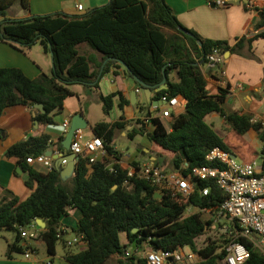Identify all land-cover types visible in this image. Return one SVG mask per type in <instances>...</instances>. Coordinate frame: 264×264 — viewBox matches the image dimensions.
Instances as JSON below:
<instances>
[{
  "label": "trees",
  "instance_id": "trees-1",
  "mask_svg": "<svg viewBox=\"0 0 264 264\" xmlns=\"http://www.w3.org/2000/svg\"><path fill=\"white\" fill-rule=\"evenodd\" d=\"M247 4L245 9L251 10ZM16 7L18 11L28 12L31 0H0V41L21 50L39 43L51 55L54 67L50 75L42 74L35 80L19 68H0V119L11 106L23 104L34 108L35 104H43L47 112L38 111L36 119L42 125H54V115L64 109L66 98L73 95L71 86L82 84L96 91L106 74L118 67L124 68L123 62L128 66L129 70H125L130 77H138L154 91L163 81L165 69L168 87L155 92L154 98L182 96L186 100L185 112L173 116L169 126L155 118L152 132L137 119L127 137L133 140L146 135L151 143L174 155L173 171L180 170L188 176L193 168L207 163L206 154L215 147L235 156L255 152L247 140L248 132L253 129L262 145L260 159L264 169L262 122H252L249 114L227 110L229 89L219 87L217 94L211 95L203 72L209 63L207 57L214 50L223 55L230 51L241 57L256 58L253 43L264 38V6L252 8L259 11L255 27L258 33L252 37L247 33L233 45L225 40L203 38L185 27L166 0H110L86 12H56L25 18L10 15ZM83 46L94 54L84 51ZM173 73L176 80L170 78ZM209 75L215 78L212 68ZM117 96L121 98L119 108L123 110L129 100H124L120 93L99 95L105 116L111 114ZM148 105L151 103L141 105V110ZM214 114L228 125L222 135L208 121ZM123 120L122 115L117 122L101 121L92 127L115 161L109 165L102 159L91 163L80 158L75 175L67 181L61 179L56 168L41 172L26 160L47 151V135L27 137L10 148L7 154L19 158L25 183L33 191L23 202L16 196L0 200V231L15 233L14 242L8 245V258L24 251L21 229L31 227L41 230L36 238L46 243L50 257L56 256L59 242L67 246L61 221L71 209H77L81 217L74 232L83 236L85 247L78 252L68 250L64 256L67 264H107L114 257L116 264H148L137 252L125 257L129 248L141 249L145 245L167 251L188 247L200 256L197 264H222L231 237L218 229L212 218H205V211L218 214L226 193L215 181L197 178H194L196 190L188 199L160 197L157 189L146 181H135L126 187L127 170L118 163L119 157L113 151L116 134L126 129ZM59 149L66 152L61 144ZM203 188H209L208 195L200 194ZM190 206L204 212L186 214ZM36 219L45 221L46 227L33 225ZM218 223L222 224L220 220ZM121 232L127 235L125 246L121 244ZM210 232L214 236L202 240ZM239 240L250 252L245 264H264V254L253 242L242 237Z\"/></svg>",
  "mask_w": 264,
  "mask_h": 264
},
{
  "label": "crops",
  "instance_id": "crops-1",
  "mask_svg": "<svg viewBox=\"0 0 264 264\" xmlns=\"http://www.w3.org/2000/svg\"><path fill=\"white\" fill-rule=\"evenodd\" d=\"M215 1L216 0H166L178 20L185 27L195 30L203 38L225 40L233 45L237 38L247 33L250 37L258 33L255 27L259 20V11L255 9L246 10L245 4L251 3L254 6L253 8L263 7L264 0H227L229 2V6L227 7H219L215 4ZM109 2L110 0H31L30 11L26 12L19 10L16 16L25 18L32 15H46L56 12L75 14L77 13V4H83V12H86L92 8L106 5ZM82 49L91 55L94 54L87 46H83ZM253 53L256 57L255 59L241 57L232 53L230 55L227 53L225 54L226 63L224 77L233 88V92L227 98L226 109L238 111L240 114H249L262 122L264 126V38L254 41ZM97 57L101 60L100 55H97ZM6 67L19 68L29 78L35 80L42 74L50 75L52 73L53 61L51 55L45 53L44 50L38 48V46L34 45L31 48L21 50L0 41V68ZM125 69L127 70L124 66V68L118 67L111 70V72L101 79L99 82V89L96 91L90 90L82 84L71 86L70 90L73 92V95L66 98L64 109L54 115V125L45 126L40 124L36 119L39 110H37L35 106L32 108L27 105L18 104L6 109L0 119V200L4 197L11 198L16 196L19 198L20 202H23L28 199L33 191L27 187L25 183V173L19 165V158L7 154L10 148L25 141L27 137L47 135L49 137V147L45 154L52 151L53 159L57 156L66 155L67 151L62 152L59 149V144L62 145L65 138V134H63L61 127L65 122H70L71 124V118L78 113L83 114L88 122V127L82 130L85 140L97 138L92 130V127L97 122L106 121L114 123L119 121L122 115L124 116L123 122L126 124V129L116 134L115 143L113 145V151L119 157L118 163L123 168L126 169L133 163L154 159L158 160L152 153L153 147L157 146L151 143L146 135L141 136L143 140L134 153H129L118 145V140L120 138L129 139L127 137V132L134 127L133 123L147 114V112L155 106L151 103V105L145 107L144 111L141 110V105L145 103L149 104L148 92L139 85L135 78L130 77ZM209 71V65L203 68V72L208 81L209 93L214 95L218 92V84L209 75ZM170 78L176 80L177 76L173 73L170 75ZM239 85L242 86L241 89ZM167 87L168 85L159 86L152 91L151 97L155 99V92L166 89ZM117 92L122 95L124 100H129V104L125 105L124 109L121 110L119 108L121 98L117 96L114 98V109L109 116H106L108 120L103 117L94 119L92 116V105H100L103 110L99 95L102 93L106 96ZM134 92H136L137 96L135 104L131 102ZM185 109L186 102L182 99L181 108L176 115L184 113ZM214 115L216 116V114ZM165 120L171 121V119ZM36 121H38V123ZM138 137L139 136L135 137L132 141L134 142ZM247 137L249 138V140L247 139L249 147H252L255 152H244L241 154L242 161H250L257 157V149L259 148V150H261L262 148L255 130L251 129ZM100 159L107 161L109 165L115 161L114 156L109 153ZM139 159H141V161H139ZM30 166L38 171L47 172L41 165ZM80 217L81 213L79 210L71 209L68 216L62 219L61 229L63 230L64 238L67 240L78 236L76 232H74V228H76ZM40 231L41 230L38 228L31 227L28 233L38 235ZM31 239L36 243L45 245L46 248L47 245L39 238H23L21 245L29 246L35 252L36 258L38 249L32 245ZM9 243L10 242L6 243L7 245L4 247V254L7 260L0 258V263L29 264V261L25 258L18 260L14 253L11 258L7 257L6 254ZM78 245H80L78 251L85 247L84 242ZM22 254L23 252H21V256L24 257ZM54 257L48 256L46 260L50 259L53 264H55ZM61 264H67L64 257Z\"/></svg>",
  "mask_w": 264,
  "mask_h": 264
},
{
  "label": "built area",
  "instance_id": "built-area-1",
  "mask_svg": "<svg viewBox=\"0 0 264 264\" xmlns=\"http://www.w3.org/2000/svg\"><path fill=\"white\" fill-rule=\"evenodd\" d=\"M215 4L219 7L229 6L227 0H216ZM247 6L253 8L251 3H248ZM76 11L83 12V4H77ZM207 58L209 67L213 69L215 76L213 79L217 82L218 88L229 89L230 95L233 88L224 77L225 55L214 50ZM239 88L241 89L242 86L239 85ZM182 99H184L182 96L170 98L168 95H163L158 100L162 105L152 107L147 114L143 115L140 118V125L144 126L148 132H152L155 128L153 124L155 118L172 120L181 108ZM252 122H259V120L253 118ZM61 128L63 134L66 135L70 128V122H65ZM71 152L76 154L78 161L80 158H85L91 163L101 160V157L108 154L102 138L85 140L82 131H77L71 145ZM26 160L31 165L43 166L47 171H52L55 168L54 159L45 153L30 156ZM206 162L205 165L193 168L188 176L183 175L180 170H165L157 159L133 163L126 168L127 178L124 185L131 187L135 181H146L157 189V195L160 197L170 195L174 198L188 199L196 190L194 178L201 181H215L227 195L220 212L212 217L216 227L227 232L231 237L223 262L224 264H245L250 258V252L239 240L240 237L253 242L264 254V169L262 162H258L257 159L250 162L238 161L237 156L220 147L208 151ZM187 165L188 163H185V166ZM109 168L113 170L112 166ZM209 191V188H203L200 190V194L206 196ZM193 208L190 206L186 212H190ZM196 210L204 212L203 209ZM218 220L222 223L221 225ZM21 231L23 238L37 237V234H30L26 229H21ZM62 235L69 247L84 242L82 235L75 236L70 240L64 238L63 232ZM24 248L23 255L29 264H53L50 259L43 261L36 259L35 252L29 246H24ZM142 248L144 249L129 248L125 257H130L134 252H137L141 254V258L147 260L148 264H197L200 260V256L188 247H186L187 251L185 248L177 251L154 250L148 245Z\"/></svg>",
  "mask_w": 264,
  "mask_h": 264
},
{
  "label": "rangeland",
  "instance_id": "rangeland-1",
  "mask_svg": "<svg viewBox=\"0 0 264 264\" xmlns=\"http://www.w3.org/2000/svg\"><path fill=\"white\" fill-rule=\"evenodd\" d=\"M18 13V8H14L13 10L10 11V15L11 16H16ZM35 46H38V48H42V46L39 44V43H36ZM43 49V48H42ZM92 116L94 117V119H99L100 117H103V118H106L108 120V118L104 115L103 113V110H102V107L100 105H96V104H93L92 105ZM165 123L167 126H169V123H170V120L169 121H166L164 119ZM208 121L210 123H214L215 125V128H216V131L221 133H224L226 128L228 127V125H226L223 121V119L221 117H219L218 115H212ZM247 139L249 140V138L247 137ZM143 140V138L141 136H139L134 142L130 139H123V138H120L118 140V145L121 146V148H123L125 151H128L129 153H134L136 152V150L138 149L141 141ZM257 152L259 155H257V160L258 162H261V159H260V154H261V150H259V148L257 149ZM153 155L156 156L158 158V162L159 164L161 165L162 168H164L165 170L167 171H172L171 169V162H172V159L174 157L173 154L171 153H168V152H165L163 149L159 148V147H153ZM150 155V154H149ZM237 160L238 161H242V157L241 156H237ZM139 161H141V159H139ZM197 210L196 209H192L190 212H186V214H190V213H196ZM214 217V214L211 212V211H207L205 212V218H212ZM209 236H214V233L210 232L209 234H206L204 236V239L202 238V240H206L207 237ZM14 237H15V233L14 232H11V231H8V230H2V232L0 231V258H3L5 260H7L5 258V245H7L6 243L10 242H14ZM73 237V236H72ZM120 239H121V244L123 246H125L127 243H128V240H127V235L125 232H121L120 233ZM200 241L199 242V245L201 246L203 241ZM31 243L33 246H35L37 249H38V253H36V258L38 260H46V258H48L49 254H48V251H47V248L45 245L43 244H39V243H36L33 241V239H31ZM80 248V245H74L72 247H69V246H65L62 242H59L57 244V254L56 256L54 257L55 259V264H61L63 262V257L65 256L66 252L68 250L72 251V252H78ZM144 249V248H141V250ZM186 251L188 250L187 248H185ZM15 254V257L20 260L24 257L21 256V253H14ZM137 256L141 257V254L139 253H136ZM23 255V254H22ZM116 261H117V258L114 257L113 259H111L107 264H116ZM1 264V263H0ZM222 264H224V262H222Z\"/></svg>",
  "mask_w": 264,
  "mask_h": 264
},
{
  "label": "water",
  "instance_id": "water-1",
  "mask_svg": "<svg viewBox=\"0 0 264 264\" xmlns=\"http://www.w3.org/2000/svg\"><path fill=\"white\" fill-rule=\"evenodd\" d=\"M200 46H202V42L199 41L198 42ZM228 55L231 54V52H227ZM126 68L128 69V66L121 62ZM54 67V64H53ZM135 80L143 86V88L148 92L147 96H148V102L152 103L155 106H160L162 105L161 102H159L158 100H155L151 97V93H152V86L144 83L143 81H141L138 77H134ZM166 86L167 85V76L165 75V69H164V79L161 82L160 86ZM137 99L136 96V92L133 93L132 95V99L131 102L133 104H135ZM35 107L37 110H39V112L41 113H46V109L44 107L43 104H35ZM38 123V121H36ZM88 127V122L86 121L85 117L83 116V114L78 113L75 114L72 118H71V124H70V128L67 131L65 138L62 142V147L67 151V154L64 156H57L54 157V161H55V168L60 172L61 174V179L63 181H67L69 179H71L74 175H75V170H76V163L78 161V157L76 156L75 153L71 152V145L73 142V139L77 133V131H82L85 130ZM47 156L52 157L53 156V152L49 151L46 154ZM64 161H66V164H64ZM33 225H37L41 228H45L46 227V223L45 221H43L42 219H36L33 222Z\"/></svg>",
  "mask_w": 264,
  "mask_h": 264
}]
</instances>
